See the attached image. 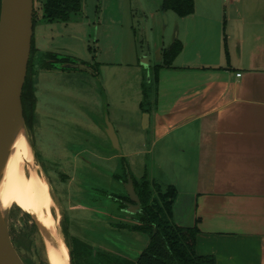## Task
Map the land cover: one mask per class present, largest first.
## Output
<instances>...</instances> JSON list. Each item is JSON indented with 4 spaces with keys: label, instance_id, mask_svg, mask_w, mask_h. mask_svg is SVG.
Listing matches in <instances>:
<instances>
[{
    "label": "crops",
    "instance_id": "obj_1",
    "mask_svg": "<svg viewBox=\"0 0 264 264\" xmlns=\"http://www.w3.org/2000/svg\"><path fill=\"white\" fill-rule=\"evenodd\" d=\"M194 1L186 16L164 10L163 0L140 7L141 27L159 42L143 58L151 96L139 102V126L151 130L154 160L177 189L176 223L199 228L198 253L218 264H264V0ZM175 40L181 51L164 66ZM111 234L121 255L141 252L121 236L147 244L128 229Z\"/></svg>",
    "mask_w": 264,
    "mask_h": 264
},
{
    "label": "rangeland",
    "instance_id": "obj_2",
    "mask_svg": "<svg viewBox=\"0 0 264 264\" xmlns=\"http://www.w3.org/2000/svg\"><path fill=\"white\" fill-rule=\"evenodd\" d=\"M161 1L83 0L80 11L64 22L46 19L42 1L35 0L38 49L32 53L29 76L35 83L37 105L33 123L24 117L23 128L32 153L28 166L50 183L57 207L53 213L59 216L58 232L66 244L69 237L77 238L118 254L111 222L122 213L119 202L110 196L127 193L126 168L137 179L138 173L146 171L150 181L156 177L167 182L151 151V130L139 126L144 118L139 102L145 100L140 83L151 92V71L143 58L148 53L153 56L159 42L158 35L141 27V8L150 10ZM48 52L72 55L88 68L44 69L41 63L48 59ZM106 115L119 136V146L102 128ZM120 152L124 155L113 157ZM3 214L23 261L50 264L49 229L15 203L4 208ZM173 221H177L175 215ZM121 239L128 248L142 251L144 239L130 235Z\"/></svg>",
    "mask_w": 264,
    "mask_h": 264
},
{
    "label": "trees",
    "instance_id": "obj_3",
    "mask_svg": "<svg viewBox=\"0 0 264 264\" xmlns=\"http://www.w3.org/2000/svg\"><path fill=\"white\" fill-rule=\"evenodd\" d=\"M41 1L46 19L64 22L69 21L73 13L80 11L83 2V0ZM162 7L164 10L175 11L179 16H186L194 12L195 1L163 0ZM34 22L36 23L35 12ZM181 47V42L175 40L169 49H165L162 65H170L181 51ZM35 50L33 38L32 53ZM32 53L22 94L24 117L30 124L35 118L37 105L35 83L29 76L31 68L34 66ZM46 55L48 59L41 63V67L44 69H70L73 68L69 66L70 64H86L72 55H60L57 52H48ZM148 93L145 90V98L148 97ZM127 168L124 182L128 176ZM130 173L141 200L140 210L135 214H130V218L126 222L114 219L111 224L114 228L128 229L145 235L146 246L140 253L132 257L112 254L83 240L69 237L67 244L72 264H218L216 256L198 253L196 242L199 228L196 225H181L173 221L174 202L177 196L176 187L167 179V182L157 181V178L154 177L155 174L153 180L150 181L146 171L139 179L135 178L131 171ZM110 197L119 202L120 210L126 207L124 201H130L127 193L113 194Z\"/></svg>",
    "mask_w": 264,
    "mask_h": 264
},
{
    "label": "water",
    "instance_id": "obj_4",
    "mask_svg": "<svg viewBox=\"0 0 264 264\" xmlns=\"http://www.w3.org/2000/svg\"><path fill=\"white\" fill-rule=\"evenodd\" d=\"M35 0H2L0 12V151L5 147L16 120L24 123L22 94L32 53L35 22ZM70 67L87 69L84 63ZM146 114L145 116H147ZM24 126V125H23ZM107 134L119 146L118 137L109 116L106 115ZM126 213L135 214L141 207L134 179L127 168ZM0 213V264H26L16 250ZM70 264H72L70 256Z\"/></svg>",
    "mask_w": 264,
    "mask_h": 264
},
{
    "label": "bare ground",
    "instance_id": "obj_5",
    "mask_svg": "<svg viewBox=\"0 0 264 264\" xmlns=\"http://www.w3.org/2000/svg\"><path fill=\"white\" fill-rule=\"evenodd\" d=\"M32 153L22 122L16 120L5 147L0 151V213L12 204L31 212L49 229L47 257L50 264H70V250L58 232V217L50 183L40 173L31 171ZM46 241V240H45ZM69 251V253H68Z\"/></svg>",
    "mask_w": 264,
    "mask_h": 264
},
{
    "label": "flooded vegetation",
    "instance_id": "obj_6",
    "mask_svg": "<svg viewBox=\"0 0 264 264\" xmlns=\"http://www.w3.org/2000/svg\"><path fill=\"white\" fill-rule=\"evenodd\" d=\"M1 2H2V0H1ZM0 12H1V3H0ZM130 201H131V200H130ZM124 202L126 203L127 201H124ZM126 209H127V204H126V207H125V208H123V209L120 210L123 216H120L118 219H119V220H122V222H123V221L126 222V220H127L128 218H130V216H128L127 213H126V211H125ZM122 210H123V211H122Z\"/></svg>",
    "mask_w": 264,
    "mask_h": 264
},
{
    "label": "built area",
    "instance_id": "obj_7",
    "mask_svg": "<svg viewBox=\"0 0 264 264\" xmlns=\"http://www.w3.org/2000/svg\"><path fill=\"white\" fill-rule=\"evenodd\" d=\"M239 75H241V74L239 73Z\"/></svg>",
    "mask_w": 264,
    "mask_h": 264
}]
</instances>
